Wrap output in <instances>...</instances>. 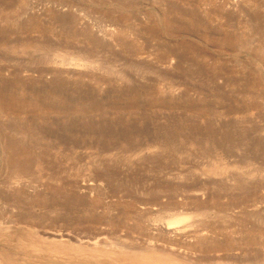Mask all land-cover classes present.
<instances>
[{
    "label": "rangeland",
    "instance_id": "1",
    "mask_svg": "<svg viewBox=\"0 0 264 264\" xmlns=\"http://www.w3.org/2000/svg\"><path fill=\"white\" fill-rule=\"evenodd\" d=\"M0 264H264V0H0Z\"/></svg>",
    "mask_w": 264,
    "mask_h": 264
},
{
    "label": "bare ground",
    "instance_id": "2",
    "mask_svg": "<svg viewBox=\"0 0 264 264\" xmlns=\"http://www.w3.org/2000/svg\"><path fill=\"white\" fill-rule=\"evenodd\" d=\"M9 161V160H8ZM174 224H167L166 227H165V230H170L172 227H173Z\"/></svg>",
    "mask_w": 264,
    "mask_h": 264
}]
</instances>
